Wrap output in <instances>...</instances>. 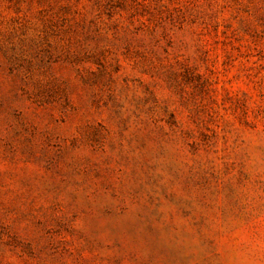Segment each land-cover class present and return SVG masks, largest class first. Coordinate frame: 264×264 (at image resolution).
I'll list each match as a JSON object with an SVG mask.
<instances>
[{
	"label": "rangeland",
	"instance_id": "rangeland-1",
	"mask_svg": "<svg viewBox=\"0 0 264 264\" xmlns=\"http://www.w3.org/2000/svg\"><path fill=\"white\" fill-rule=\"evenodd\" d=\"M0 264H264V0H0Z\"/></svg>",
	"mask_w": 264,
	"mask_h": 264
}]
</instances>
